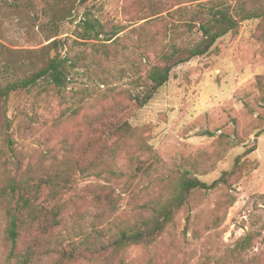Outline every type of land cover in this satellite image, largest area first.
<instances>
[{"label": "rangeland", "instance_id": "rangeland-1", "mask_svg": "<svg viewBox=\"0 0 264 264\" xmlns=\"http://www.w3.org/2000/svg\"><path fill=\"white\" fill-rule=\"evenodd\" d=\"M218 2L232 15L241 5L264 7L0 0V86L30 78L52 58L65 61L67 78L61 89L41 80L0 99V264H19L26 249L31 264L72 252L66 264H264V17L239 22L206 55L174 66L145 106L133 100L160 54L174 46L188 56L202 39V6ZM85 21L98 38L85 37ZM112 128L123 130L109 135ZM183 175L224 183L191 192L153 244L100 248L104 216L112 233L132 225L140 206L166 201ZM13 216L19 239L10 257Z\"/></svg>", "mask_w": 264, "mask_h": 264}, {"label": "trees", "instance_id": "trees-1", "mask_svg": "<svg viewBox=\"0 0 264 264\" xmlns=\"http://www.w3.org/2000/svg\"><path fill=\"white\" fill-rule=\"evenodd\" d=\"M202 7L207 9V19L204 23H199L198 30L201 32V41L193 48L187 50L188 56L186 58H180L181 52L174 46H171L170 50L165 53L160 54L159 59L162 64L150 65L147 69L144 93L133 97L138 107L145 106L156 92L168 82L170 72L174 66L184 63L189 59L206 55L215 42L227 33L234 31L239 22L264 17V7L260 10H253L246 5H241L234 15L229 13L228 9H224L220 2L214 3L213 7L207 5ZM186 27L190 29L189 24L186 25ZM83 28L87 34L85 36L86 38L92 37L90 33H92L95 38H98L100 35L96 26L89 21L84 22ZM66 79L65 61L59 58H52L44 69L32 75L30 78L7 84L4 87L0 86V99L20 89H29L41 80H45L54 89H61L65 86ZM121 130L123 129L112 128L109 130V135H117V132ZM261 133H264V128L261 130ZM223 183V178H219L211 184H206L195 177L183 175L173 186L170 197L166 201L163 203L152 201L148 202V205L146 203L140 206V210L136 214L138 216L137 220L130 226L116 228L114 233L111 232L109 227L111 226L110 222L105 223L106 225L103 224V221L108 219L104 218V216L102 222H100V226H103L100 231L96 232L99 239H106V241L102 243L103 246H100V248L110 250L111 252H119L130 246H149L153 244L165 228L172 223L175 213L185 204L191 192L195 190L208 192ZM112 207L113 205L111 204L109 210L108 208L107 210L112 211ZM58 217L59 210L55 211L52 215L51 226L56 227L59 225ZM252 238L253 234L251 233L245 235L237 241L235 247H237V250H244L246 246L250 244ZM5 239L10 245L9 256L13 257L19 239L15 216L10 217ZM85 243H87V241H85ZM33 254L31 249H26L23 253H18L15 258L18 260L19 264H31ZM75 257L76 254L73 252L69 255L63 253L52 264H66L73 261Z\"/></svg>", "mask_w": 264, "mask_h": 264}]
</instances>
